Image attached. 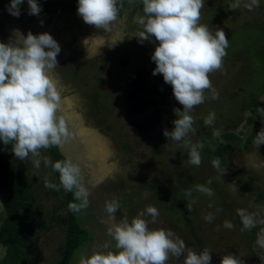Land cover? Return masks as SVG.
Segmentation results:
<instances>
[{
    "label": "rangeland",
    "instance_id": "rangeland-1",
    "mask_svg": "<svg viewBox=\"0 0 264 264\" xmlns=\"http://www.w3.org/2000/svg\"><path fill=\"white\" fill-rule=\"evenodd\" d=\"M233 2L204 0L201 10L200 23L213 33L223 30L229 47L223 70L210 74L219 98L206 99L191 113L196 121L191 138L204 145L199 167L186 164L188 149L183 142L169 141L163 135L165 129L174 128V109L183 110V106L175 100L172 87L163 76L152 74L156 65L151 55L158 42L153 38L141 44L132 35L142 30L134 22L138 12L143 15L141 0H127L110 33L85 24L77 10H57L42 18L40 14L30 15L29 6L20 5L21 14L14 17L7 11L9 4H0V42L7 43L13 30L18 29L25 36L29 31L34 35L48 33L61 47L58 67L50 75L66 98L63 113L76 132V139L57 148L64 158L80 163L91 192L89 206L76 214L90 240L76 249L70 264H77L81 254L90 255L96 244L111 240L106 234L111 221L105 204L113 198L121 205L115 213L117 220L127 216L131 221L146 206H155L160 215L149 228L172 230L197 253L209 249L211 264H220L222 257L229 254L243 264H264V249L256 246L261 226L242 233V222L236 213L238 208H246L264 216V201L254 200L264 190V144L257 148L254 138L249 148L240 152L235 143L224 156L221 167L226 171L221 179L212 166L210 153L205 152L214 146V128L220 134L231 132L242 139L251 133L254 124L256 134L264 128L257 112L252 115L253 122L246 123L251 116L247 106L252 98L261 102L258 109H264V0L252 11L243 7L230 10ZM136 94L151 95L156 99L155 105L141 104V113L132 112ZM210 112L216 114L214 125L205 126L203 120ZM50 150H41V156L50 157ZM0 153L10 158L23 179L33 185V212L39 221L37 243L30 250L27 264H57L66 229L65 193L63 189L45 188L44 179L48 176L59 184V174L44 167L43 162L37 170L30 161L18 160L12 144L0 141ZM209 179L211 184H207ZM197 184L212 188L214 195L195 191ZM187 189H193L188 198L184 195ZM183 211L202 246L192 236ZM209 212L215 214L211 223L203 219ZM4 215L0 213V223ZM225 220L231 221L234 228H224ZM183 260V256L170 258L167 264H183Z\"/></svg>",
    "mask_w": 264,
    "mask_h": 264
},
{
    "label": "clouds",
    "instance_id": "clouds-1",
    "mask_svg": "<svg viewBox=\"0 0 264 264\" xmlns=\"http://www.w3.org/2000/svg\"><path fill=\"white\" fill-rule=\"evenodd\" d=\"M22 3L24 0H10L9 14L19 17ZM141 3L143 15L138 12L134 22L142 30L132 35L141 44L151 42L153 38L158 42L151 55L156 65L152 74L163 76L164 82L171 85L175 100L183 106V110L174 109L177 117L173 121L174 128L171 131L165 129L163 135L169 141L183 142L188 149L186 164L199 167L204 145L191 138L195 135L193 125L196 122L191 113L206 99L219 98L210 74L223 70L229 40L223 30L216 29L213 33L207 25L200 23L204 0H141ZM27 4L29 14L39 16L42 8L37 0H27ZM259 6L260 0H234L229 5L233 11L241 7L252 11ZM121 7L122 0H78L77 14L85 24L110 33ZM60 52V45L48 33L34 35L29 31L25 36L14 29L7 43L0 42V141L4 145L12 144V152L18 160L30 161L37 170L43 162L44 167L58 173L59 184L46 176L44 187L73 193L74 201L78 202H70L68 209L79 213L89 206L91 195L80 163L71 157L53 162L49 156H41L43 149L63 147L76 139V132L63 113L66 98L50 75L58 67ZM257 114L264 121V109H258ZM215 119V112H210L203 123L212 126ZM212 134L219 137L220 130L214 128ZM254 143L257 148L264 144V128L256 134ZM211 163L221 179L226 168L221 167L218 158ZM211 183L209 179L207 184ZM232 186L236 190V186ZM192 191L185 190V197H191ZM195 191L209 197L214 195L213 189L203 184L195 185ZM120 207L115 198L106 202L105 212L111 221L106 234L111 240L96 244L90 255L81 254L77 264H167L170 258L181 256L184 257L183 264H211L209 249L197 253L187 248L185 241L172 230L149 228L160 215L155 206H146L131 221L127 216L116 219L115 213ZM187 207L191 211V206ZM5 211L0 202V213ZM236 213L242 222V233L261 226L256 246L264 249V216L246 208H238ZM203 219L211 223L215 214L209 212ZM223 227L231 230L234 224L225 220ZM3 251L0 246V252ZM220 264H243V261L229 254L222 257Z\"/></svg>",
    "mask_w": 264,
    "mask_h": 264
},
{
    "label": "trees",
    "instance_id": "trees-1",
    "mask_svg": "<svg viewBox=\"0 0 264 264\" xmlns=\"http://www.w3.org/2000/svg\"><path fill=\"white\" fill-rule=\"evenodd\" d=\"M37 3L42 8L40 12L42 18H47L57 10L72 12L78 8V0H37ZM0 4L8 5L10 0H0ZM21 5L28 6L27 0H24ZM126 5L127 0H122L121 9ZM133 96L132 94L131 97ZM132 102L131 111L141 113V104L154 106L156 99L151 97V95L145 97L143 94H136ZM260 103L256 98H252L249 101L247 108L251 116L246 119L247 124L253 122L254 118L252 115L256 114ZM257 117H259L258 114ZM256 132L257 125L254 124L251 133L244 139L231 132L222 133L219 137H216L214 146L206 149L205 152L210 153L211 160L218 158L222 164L224 163V156L233 148L235 143H238L240 152L246 151L254 140ZM49 155L53 162L64 159L57 147H51ZM32 186L30 182L23 179L12 160L0 153V200L6 208L5 215L0 223V245L4 250L0 264H27L31 255L30 250L37 243L35 235L39 220L35 219L33 212L36 198ZM64 193L66 229L64 245L59 250L60 257L57 264H70L76 249L90 240L87 230L80 226L76 218L77 213H73L68 209L70 202L78 201H74L73 193L65 191ZM254 200L264 201V190H260ZM182 214L188 226L191 227L192 236L202 246V241L196 237L191 221L185 211ZM37 218L40 219V216Z\"/></svg>",
    "mask_w": 264,
    "mask_h": 264
},
{
    "label": "flooded vegetation",
    "instance_id": "flooded-vegetation-1",
    "mask_svg": "<svg viewBox=\"0 0 264 264\" xmlns=\"http://www.w3.org/2000/svg\"><path fill=\"white\" fill-rule=\"evenodd\" d=\"M141 98H143V96H141Z\"/></svg>",
    "mask_w": 264,
    "mask_h": 264
},
{
    "label": "crops",
    "instance_id": "crops-1",
    "mask_svg": "<svg viewBox=\"0 0 264 264\" xmlns=\"http://www.w3.org/2000/svg\"><path fill=\"white\" fill-rule=\"evenodd\" d=\"M1 259V258H0Z\"/></svg>",
    "mask_w": 264,
    "mask_h": 264
}]
</instances>
